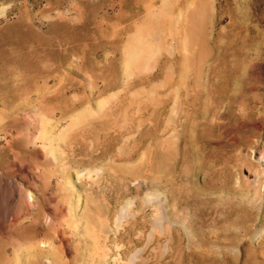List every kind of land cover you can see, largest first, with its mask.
Here are the masks:
<instances>
[{
    "label": "rangeland",
    "instance_id": "374dc122",
    "mask_svg": "<svg viewBox=\"0 0 264 264\" xmlns=\"http://www.w3.org/2000/svg\"><path fill=\"white\" fill-rule=\"evenodd\" d=\"M0 264H264V0H0Z\"/></svg>",
    "mask_w": 264,
    "mask_h": 264
}]
</instances>
